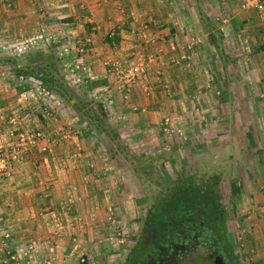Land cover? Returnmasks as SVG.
Returning <instances> with one entry per match:
<instances>
[{
    "label": "rangeland",
    "instance_id": "1",
    "mask_svg": "<svg viewBox=\"0 0 264 264\" xmlns=\"http://www.w3.org/2000/svg\"><path fill=\"white\" fill-rule=\"evenodd\" d=\"M166 1L178 14V45L147 82L154 56L141 50L108 53L101 63L110 81L85 70L94 47L80 36L60 39L44 29L0 42V181L13 176L19 159L36 162L45 194L66 202L53 208L57 233L74 244L67 264L127 263L145 223L154 222L149 211L158 195L185 176L218 178L233 264H252L264 198V12L242 9L240 0ZM138 57L144 71L121 87L105 62L129 65ZM49 72L55 85L42 83ZM100 108L103 128L87 114ZM184 225L167 226L188 240L172 238L167 263L210 264L220 254L207 227ZM0 232V264L56 263L52 250L39 258L33 241L11 249L9 227Z\"/></svg>",
    "mask_w": 264,
    "mask_h": 264
},
{
    "label": "crops",
    "instance_id": "2",
    "mask_svg": "<svg viewBox=\"0 0 264 264\" xmlns=\"http://www.w3.org/2000/svg\"><path fill=\"white\" fill-rule=\"evenodd\" d=\"M6 2L11 3V7L7 8L4 5ZM177 23L178 14L166 0H0V42L25 34L29 37L37 30L44 29L55 32L54 36L60 39L80 36L94 47L92 55L85 57L88 66L85 70L110 81L114 79L101 63L108 53L114 57L118 53L132 56L141 50L154 56L143 80L147 82L150 74L159 72L157 70L161 59L166 56L165 52H176L178 34L175 31L178 32L180 26ZM113 29L117 33V45L113 38L109 39ZM140 83L134 88L140 89ZM4 113L5 109L0 107V123ZM4 136L1 135L0 141ZM30 159L24 157L16 161L13 176L3 183L0 181V218L3 220L0 225L9 227L11 249L33 241L39 258L52 250L55 252L54 264L70 263L68 250L74 244L65 233H57L59 216L56 208H53L66 202L45 194L43 187L48 185L44 182L46 178H39L41 173L37 170L36 162ZM58 172L62 174L64 171L59 169ZM70 173L69 177L78 174L77 171ZM36 185L39 188L35 189ZM258 201L262 205L259 206L262 214L252 228V264H264V198ZM85 202L89 203L88 199ZM78 204L82 207L85 205L84 202Z\"/></svg>",
    "mask_w": 264,
    "mask_h": 264
},
{
    "label": "trees",
    "instance_id": "3",
    "mask_svg": "<svg viewBox=\"0 0 264 264\" xmlns=\"http://www.w3.org/2000/svg\"><path fill=\"white\" fill-rule=\"evenodd\" d=\"M55 74L49 72L46 77H42V83L55 85L57 83ZM93 109H88V116L98 122V127L103 128L101 118L105 116L104 110ZM107 133L111 134L110 131ZM174 183L165 187L154 202L155 207L149 211L154 222L168 226L175 222L189 224L200 221L204 227L219 231L224 236L228 217L218 189V178L211 176L209 179L198 180L185 176L179 177ZM232 185L235 192L240 190L238 182H233ZM223 238L226 246H229L226 237Z\"/></svg>",
    "mask_w": 264,
    "mask_h": 264
},
{
    "label": "flooded vegetation",
    "instance_id": "4",
    "mask_svg": "<svg viewBox=\"0 0 264 264\" xmlns=\"http://www.w3.org/2000/svg\"><path fill=\"white\" fill-rule=\"evenodd\" d=\"M187 225H192V223L184 226ZM187 228L188 231L185 230V237L190 234L189 230L191 229V226ZM143 229L140 241L129 253L131 254L128 258L129 260L124 264H169L167 263V255L172 250L170 245L172 243V238L175 239L174 236L179 237V235H176L175 233L172 234L167 226L160 225V223L157 222L145 223ZM207 230L209 235L212 236L211 240L215 246L216 254L222 256L224 264H233L232 254L229 250V246H226L221 232L214 231L213 229L209 230L208 228ZM192 233H194V231H192ZM187 241L186 238L183 240L180 239L179 244L185 245Z\"/></svg>",
    "mask_w": 264,
    "mask_h": 264
},
{
    "label": "built area",
    "instance_id": "5",
    "mask_svg": "<svg viewBox=\"0 0 264 264\" xmlns=\"http://www.w3.org/2000/svg\"><path fill=\"white\" fill-rule=\"evenodd\" d=\"M241 8L244 10H255L258 13L264 12V0H240ZM138 61L129 65L119 63L105 62L110 66L111 72L117 78L121 87L130 86L135 83L141 73L144 71L143 61L138 57ZM2 166V165H1Z\"/></svg>",
    "mask_w": 264,
    "mask_h": 264
},
{
    "label": "water",
    "instance_id": "6",
    "mask_svg": "<svg viewBox=\"0 0 264 264\" xmlns=\"http://www.w3.org/2000/svg\"><path fill=\"white\" fill-rule=\"evenodd\" d=\"M210 264H224L223 259H222V256L219 255V256L215 257V258L210 262Z\"/></svg>",
    "mask_w": 264,
    "mask_h": 264
}]
</instances>
